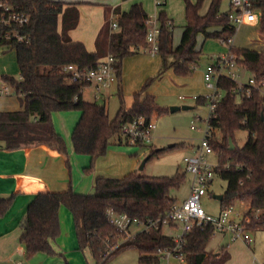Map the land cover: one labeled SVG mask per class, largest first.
Listing matches in <instances>:
<instances>
[{"label":"trees","instance_id":"obj_1","mask_svg":"<svg viewBox=\"0 0 264 264\" xmlns=\"http://www.w3.org/2000/svg\"><path fill=\"white\" fill-rule=\"evenodd\" d=\"M28 16L29 21L19 30L25 35L23 41H0L16 55L19 78L3 74L2 79L11 85L19 96L21 108L15 111L0 110V146L15 150L34 144H46L65 157L71 176L68 147L64 137L54 126L55 112L76 110L81 113L73 128L71 139L77 154L87 155L90 162L84 173L93 172L98 158L107 154L113 139L117 144H128L121 133L124 125L137 118L148 123L153 117L168 109L160 106L153 94L146 91L151 82L166 71L182 77H192L201 58L198 35L204 39L228 41L237 31L221 11L223 0H210L205 13H201L205 0H185V19L180 42L173 44L174 24L166 11L159 12L160 42L158 55L161 64L154 77L146 80L141 90L133 94L130 106L126 105L120 88V106L110 118L104 103L87 101L83 89L88 84L72 81L66 70L70 64L79 68L96 67L108 54L115 57L117 78H121L123 61L140 49H146L149 18L142 3H134L125 12H119L118 28L112 30L109 20L104 23L96 38V51H89L80 41H73L69 31L79 21L76 3L58 0H4ZM125 1V0H124ZM252 7L260 12L259 30L264 34V0H251ZM61 18V21H60ZM229 50L244 67L257 78L264 76V51L246 47L229 46ZM222 95L218 99L209 124L210 144L214 149L216 176L227 181L222 208L237 201L246 202L244 211L251 220L252 230H264V94L252 90L250 95L235 92L237 83L221 78ZM77 96V99H75ZM239 96V99H238ZM198 103H206L205 96L197 97ZM247 131L241 143L237 133ZM230 138L234 148H230ZM175 143L173 147L183 145ZM150 147L147 161L173 149V147ZM186 173L172 176H145L133 171L123 177H98L93 194L76 192L72 183L62 191H44L29 204L20 225V242L28 258L39 252L55 255V242L61 234L60 211L66 207L76 223L78 247L88 250L95 264H104L121 250L134 247L139 250L138 264H157L161 250L174 246L173 236L163 232V223L150 230L141 229L125 239L107 216L109 209L127 213L131 218L147 223L163 218L178 199L172 196L185 182ZM16 193L0 198V217L12 206ZM215 233L212 225L195 226L187 234L184 253L185 264H224L227 253L207 249ZM65 264H70L68 261Z\"/></svg>","mask_w":264,"mask_h":264},{"label":"rangeland","instance_id":"obj_2","mask_svg":"<svg viewBox=\"0 0 264 264\" xmlns=\"http://www.w3.org/2000/svg\"><path fill=\"white\" fill-rule=\"evenodd\" d=\"M98 1V0H92ZM149 3V15L153 16L156 12L164 10L167 12L169 18L174 19V31H173V44L177 46L179 44L181 34L183 32V25L186 21L185 19V0H167V4L156 7L155 0H147ZM195 1V0H192ZM104 5H95L89 4V8H97L94 12L91 9L87 11L84 10L82 24L79 31H83L87 34L91 29L92 22L102 19L104 17L107 21L109 20L108 10L110 6H116L122 4L124 7H129L134 0L122 1V0H102ZM210 0H205L203 5V10L207 9ZM230 8V0H223L221 5V11L226 12ZM82 33V32H81ZM264 41V34L259 30V25H242L237 26V31L233 36V42L230 43L237 47H246L250 49H257L258 43H261L258 39ZM198 46L201 47L203 44L204 38L200 34L198 35ZM228 44H221L219 40L214 38L207 39L205 47L202 51L201 58L198 65L196 66V71L202 70L207 67V65L214 62L216 59L211 58V54L217 52H226ZM151 57L146 49H143L139 53L138 57H144V55ZM11 57V60L9 58ZM148 60V59H147ZM14 65L13 68L9 69V65ZM148 64V63H147ZM238 71L240 73L239 80L246 82L248 78L252 75L250 71L244 67H240ZM149 67H152V63ZM160 68V66H159ZM159 68L155 73L151 74L149 77L142 82L140 85V90L142 89L144 83L147 79L154 77L158 72ZM195 71V72H196ZM3 74L13 75L16 78L20 77L15 52L12 48L7 45L0 46V77ZM140 74V73H139ZM146 74V73H143ZM137 73H133L129 78V82L137 81ZM185 77L174 75L170 70L166 71L160 78H157L151 82L147 87L146 91L142 93V97L145 96L146 92H150L155 95L156 101L160 106L166 107L168 110L161 115L153 117L156 128L153 133V140L149 146H154L156 148L168 147L170 144L183 142V145L173 147V149L160 154L157 157L152 158L144 164V167L141 168V165L144 159L149 154L150 147H140L130 144H120L121 148H124L128 157L135 159V169L133 171L137 172L140 175L145 176H172L177 172H185L186 179L185 182L179 189H174L172 191V196L176 197L179 201L185 200L191 189L192 184V175H190L186 170V163L184 161L185 156L191 155L195 152L194 146L200 143L201 138L203 137V129L205 128L204 119L209 115V106L208 103H198V101L193 97L191 90L197 89L200 90L205 87L204 83L202 85L200 78L197 76L195 80H191L192 83L186 84ZM195 83V84H193ZM207 88V87H206ZM205 88V89H206ZM94 86H87L84 89V95L88 100L95 101L93 97ZM108 111L110 113V118H113L117 112V109L120 106V97L118 94V84L113 83L110 88H108ZM193 92V91H192ZM133 91L125 93L126 105H130L133 101ZM182 95L184 99H179V96ZM239 99V96H238ZM100 103H104V99L97 100ZM19 103V96L14 92L7 96H0V108H11L14 106V103ZM178 106V110L171 111V107ZM183 106H188L189 108H183ZM195 124L197 128H192V124ZM240 142L243 143L248 133L247 131L241 130L237 133ZM118 142V137L113 139V145H116ZM211 159L213 162H216V156L212 155ZM129 171H121L118 173L125 175ZM121 175V176H123ZM227 181L219 176H215L212 183L210 184L207 192L203 195L201 203L203 208L211 215H218L222 209L221 202L214 197L215 194H222L226 189ZM88 194V193H87ZM247 203L243 201H237L231 208L233 211L240 212L247 208ZM142 226L134 225L130 229V234H135L137 231L141 230ZM163 232L167 235L174 236L179 232L177 227L171 226L169 223L163 225ZM252 238L255 239V242L252 245H249L243 239L232 240L229 237H225L222 242L223 246L227 247L228 244H232L229 247L231 253V259L226 264H264V231H258L256 233H251ZM222 235L219 232H215L214 235L209 240L207 245L208 249L215 248L218 249L222 246V243L219 247ZM228 248V247H227ZM231 249V250H230ZM82 254L83 260L84 257L88 262L85 264H95L92 256L88 250L84 252L78 248L77 250ZM139 259V250L134 247H128L120 252L116 253L110 257L104 264H138ZM25 259L23 262L25 263ZM157 264H184L174 257H167L162 255L160 261Z\"/></svg>","mask_w":264,"mask_h":264},{"label":"crops","instance_id":"obj_3","mask_svg":"<svg viewBox=\"0 0 264 264\" xmlns=\"http://www.w3.org/2000/svg\"><path fill=\"white\" fill-rule=\"evenodd\" d=\"M58 1L76 3L78 5L77 8L79 11V21L77 26L69 31V35L73 41L83 42L89 51H96V38L100 29L106 22V19L102 17V19L100 18L92 22L91 29L87 34L84 32V30H79L82 24L84 10L87 11L88 9H91L94 12V10L97 9L95 7L89 8V4L104 5L105 7L104 2H102V0ZM138 2L143 4L145 10L149 14V2L147 0H134L132 4ZM165 4H167V0L165 1ZM131 5L129 7H124L122 4L110 6L108 14L110 16L111 12L114 11L119 16V13L116 12L117 10L115 8H117L119 12H125L130 9ZM205 11L206 10L202 9L201 13L203 14ZM170 19L174 24V19L172 17H170ZM185 24L186 21L184 25ZM184 25L182 27H184ZM258 40L261 41V43H258L257 49L255 50L264 51V41L261 40V38ZM219 42L223 44L221 40H219ZM205 43H207V39H204L203 44L201 47L198 46V48L202 49L203 51ZM142 50L143 49H140L138 53L126 57L123 61L122 75L121 78H118L116 84H118V91L121 88L124 96L127 91H133L134 93L138 92L140 90V85L146 79V77H149L151 74L155 73L161 64V58L158 54L152 55L148 52L151 57H148L147 54L146 56L144 55L143 58L138 57V54L141 53ZM221 53L224 52L211 54V58L215 57L214 59H216ZM9 60H11V57ZM151 63L152 67H149ZM8 67L10 69L13 68L14 65L12 64L11 66L10 64ZM171 71L173 72L172 69H170V72ZM204 71L205 68L198 70V72L196 71L192 77H185L188 78L185 81L187 87L190 85V83H192L191 80H195L197 76L200 78L202 85L203 83L205 85ZM134 72L138 74L137 81L130 83L129 78ZM173 74L176 75L174 72ZM108 88L101 89L99 91L98 97L96 96L97 88L95 86L93 90V97L96 99L95 101L104 99V104L106 107L108 103ZM205 88L206 85L200 90H198V88L191 90L193 97L197 100L198 96H205L208 93V89ZM84 89L82 93L83 98L87 101H91L88 100L84 95ZM146 93L150 92L147 91ZM0 96L4 95L0 93ZM20 108L21 104L19 98V103H14L13 107L0 108V110L15 111ZM80 115L81 113L76 110L55 112L52 115L54 126L57 132L64 137L68 147L69 160L71 164V176L65 162V157L46 144H34L15 150H6L0 146V198H7L13 193H16L12 206L2 217H0V264H65L66 261H68L70 264H85L88 262L85 257L84 262L82 254L77 251L79 247L76 234V223L73 214L66 207H62L60 211L62 230L55 242V249L57 252L55 255L39 252L28 258L26 256L25 247L20 242V236L22 234L20 223L27 212L29 204L34 200L38 193L44 191H62L67 189L69 183L71 182L73 189L76 192L93 194L95 191V181L98 177H123L130 172H133L135 169V159L128 157L124 148L120 147V144H112L108 148L107 154L97 159L93 172L90 174L84 173V168L89 165L90 157L87 155L77 154L74 150L71 139L73 128L79 120ZM195 147L196 145L194 146V149ZM122 170L129 172L125 175L121 174L123 176H119L118 173H121ZM177 202L182 201L178 200ZM245 210L246 209L243 211ZM170 225L179 229L178 224L170 223ZM258 231L264 230L255 229L252 231V233H256ZM218 232L223 236L219 244V247L221 243L222 246L216 250L215 248L207 249L216 253H227L228 259L224 263L226 264L232 257L229 251V247L230 245L232 246V244H228L227 248L223 246L224 242L222 241L225 237H229L230 239L231 237L228 233L220 231ZM254 242L255 239H253L249 245H252ZM24 259L26 260L25 263L23 262Z\"/></svg>","mask_w":264,"mask_h":264},{"label":"built area","instance_id":"obj_4","mask_svg":"<svg viewBox=\"0 0 264 264\" xmlns=\"http://www.w3.org/2000/svg\"><path fill=\"white\" fill-rule=\"evenodd\" d=\"M166 0H155V6L160 7L165 4ZM230 11L228 17L233 25H252L256 26L260 21V12L252 7L251 0H230ZM118 15L112 11L109 16L110 27L112 30L118 28ZM29 21L28 16L17 10L7 1L0 0V41L17 40L23 41L25 35L19 30ZM147 46L146 50L156 55L159 52L160 42V20L159 13L150 16L147 21ZM233 37L227 42L222 40L223 44L231 46ZM237 57L230 52L229 47L226 52L221 53L214 62L207 65L204 71V82L208 89L205 95L209 106V115L204 119L205 128L203 129V137L200 143L195 147V152L185 156L187 172L192 175V184L188 197L182 202H176L170 208L163 218L157 220H149L147 223H141L135 218H131L127 213H119L114 209L107 211L109 221L122 233H125V239L133 236L130 234L132 226H142L141 229L150 230L157 227L160 222L175 223L179 225V232L173 236L174 246L170 249L161 250L160 254L167 257H174L180 261H185V253L183 251L187 234L195 226L212 225L215 232L228 233L232 240L243 239L247 243H251L252 229L247 225L251 218L245 215L244 211L234 212L231 206H225L218 215L209 214L202 206L201 199L206 194L210 184L216 176L215 168L218 163L213 162L212 155H215L214 149L210 144L211 128L210 118L215 111L218 99L222 95V89L219 87L221 78H229L237 83L235 92L250 95L252 90L260 91L264 94V76L257 78L251 75L246 82L239 80L240 73ZM70 72L72 81H80L88 85H94L97 88L96 96L99 91L110 87L115 83L117 78L115 68V57L108 54L103 58L96 67L79 68L70 64L66 67ZM241 72V71H240ZM13 92L11 85L0 78V93L2 95H10ZM182 95L179 99H183ZM77 99V96H75ZM192 128H197L193 123ZM156 124L154 119L145 123L143 118H137L133 122L124 125L121 129L123 137L130 145H150L154 136Z\"/></svg>","mask_w":264,"mask_h":264},{"label":"water","instance_id":"obj_5","mask_svg":"<svg viewBox=\"0 0 264 264\" xmlns=\"http://www.w3.org/2000/svg\"><path fill=\"white\" fill-rule=\"evenodd\" d=\"M180 107H178V106H173V107H171V111H175V110H178ZM183 108H189L188 106H183ZM263 119H264V115H263ZM229 142H230V148H234V143H233V141H232V139L230 138V140H229ZM175 144L173 143V144H170L168 147H173ZM147 162V158H145L144 159V161H143V163H142V165H141V168H143L144 167V164ZM214 197L216 198V199H218L219 201H222L223 200V194H215L214 195Z\"/></svg>","mask_w":264,"mask_h":264}]
</instances>
